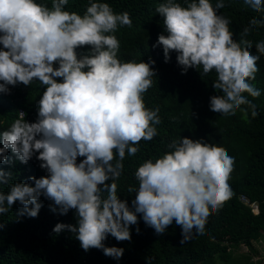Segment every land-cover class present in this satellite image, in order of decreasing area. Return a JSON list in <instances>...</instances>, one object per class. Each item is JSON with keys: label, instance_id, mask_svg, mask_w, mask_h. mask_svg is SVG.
<instances>
[{"label": "clouds", "instance_id": "1", "mask_svg": "<svg viewBox=\"0 0 264 264\" xmlns=\"http://www.w3.org/2000/svg\"><path fill=\"white\" fill-rule=\"evenodd\" d=\"M243 2L254 12L264 11V0ZM185 4L164 0L155 9L163 32L153 49L162 47L165 63L175 52L182 75L199 68L204 75L215 72L212 87L222 94L210 97L212 112L228 117L239 110L247 120L250 110L257 117L256 105L247 97L261 95L250 81L259 71L264 40L255 43L253 55V42L245 37L264 26V20L252 18L236 42L231 21L217 14L223 0L215 7L210 0ZM67 5L68 0H52L50 8L36 0H0V93L11 95L12 87L33 82L45 89L35 102V122H28L20 109L19 118L0 131V164L14 163L11 150L21 164L35 156L47 173L12 183L7 193L0 191V215L18 202V217L37 218L44 197L53 214L75 212L76 223H57L54 233L68 231L85 253L100 250L117 261L124 249L108 247L105 241L111 236L130 242L131 226L140 232L138 216L158 236L175 221L182 229L181 245L194 234L203 235L208 217L233 195L229 180L235 158L223 147L180 137L168 145L170 151L136 168L138 187L128 188L135 198L131 206L122 201L116 181L126 153L134 156L139 142L152 141L158 135L154 125L162 122L159 108H147L143 98L156 76L155 61L119 59L120 41L114 33L132 27L127 11L117 14L108 3L89 0L80 15L66 11ZM85 47L90 50L78 54ZM78 158L83 159L78 163ZM11 176L0 169V185H8ZM4 227L0 224V230Z\"/></svg>", "mask_w": 264, "mask_h": 264}, {"label": "trees", "instance_id": "2", "mask_svg": "<svg viewBox=\"0 0 264 264\" xmlns=\"http://www.w3.org/2000/svg\"><path fill=\"white\" fill-rule=\"evenodd\" d=\"M36 2L49 8L52 4V0ZM98 2L108 3L117 14L125 11L130 14L132 27H121L114 33L120 41L118 57L122 62L155 61L153 70L156 76L152 77V87L143 98L147 108H159L158 115L162 121L154 125L158 135L152 141L139 142V151L134 156L126 153L123 173L116 181L119 198L127 200L131 206L135 194L129 193L128 188L138 187L134 178L136 168L144 161L150 158L154 161L170 151L168 145L180 137L223 147L235 158L234 171L229 180L233 195L220 211L208 217L204 234H194L184 245L180 244L182 229L175 221L163 235L158 236L138 216L140 232L137 234V226H131L130 242H117L111 236L105 241L108 247L124 249L119 261L106 257L96 249L85 253L68 231L53 232L57 223H76L74 210L66 216L53 214L49 210L51 202L41 197L39 202L43 207L37 218L18 217L21 206L17 202L8 213L0 215V224L5 225L0 230V264H262L254 263L252 254H259L254 242L260 243L264 239V55L257 62L259 71L255 80L250 81L261 95L258 98L247 97L256 105L258 116L253 118L249 110L245 120L237 110L235 116L225 117L209 108L210 97L222 94L212 87L216 80L214 71L204 75L202 68L189 69L182 75L175 52L170 53L171 59L165 63L162 47L153 49L163 32L162 18L155 9L164 0ZM177 2L186 6L185 0ZM210 2L215 7L217 0ZM223 3L224 7L217 14L231 21L229 28L236 42H239L243 29L250 27L252 18L264 20V11L254 12L243 0H223ZM88 4L89 0H68L65 10L83 15ZM245 39L253 42L250 51L257 55L255 43L264 40V26L252 28ZM2 47L0 45V49ZM89 50L85 47L77 49V52L85 54ZM58 82L62 81L58 79ZM44 90L39 82H33L30 86L18 84L12 87L11 95L0 93V131L8 129L19 118L20 109L26 112L28 122H35V102ZM30 114L32 120H28ZM8 156L14 163L0 164V169L11 172L12 176L8 185H0V191L7 193L12 183L28 182L31 176L40 178L47 175L35 156L26 165L16 161L11 150ZM82 159L78 158L77 162ZM107 183L110 184L111 180ZM241 196L257 202L260 213L254 215L251 208L241 202ZM242 246L248 248L249 254L236 256L235 252Z\"/></svg>", "mask_w": 264, "mask_h": 264}, {"label": "rangeland", "instance_id": "3", "mask_svg": "<svg viewBox=\"0 0 264 264\" xmlns=\"http://www.w3.org/2000/svg\"><path fill=\"white\" fill-rule=\"evenodd\" d=\"M262 241V243H257L254 242V246L257 249V251L259 252L258 255H253L252 254V260L254 263L256 262H261L262 264H264V239L260 240ZM249 254V250L248 248H246V246H242L240 247L236 252L235 255L236 256H242V255H247Z\"/></svg>", "mask_w": 264, "mask_h": 264}, {"label": "built area", "instance_id": "4", "mask_svg": "<svg viewBox=\"0 0 264 264\" xmlns=\"http://www.w3.org/2000/svg\"><path fill=\"white\" fill-rule=\"evenodd\" d=\"M240 200L242 203H244V205L248 206L251 208L252 213L254 215H258L260 213V208H259V204L257 202H251L247 197L245 196H241Z\"/></svg>", "mask_w": 264, "mask_h": 264}, {"label": "crops", "instance_id": "5", "mask_svg": "<svg viewBox=\"0 0 264 264\" xmlns=\"http://www.w3.org/2000/svg\"><path fill=\"white\" fill-rule=\"evenodd\" d=\"M260 243H262V242H260Z\"/></svg>", "mask_w": 264, "mask_h": 264}]
</instances>
